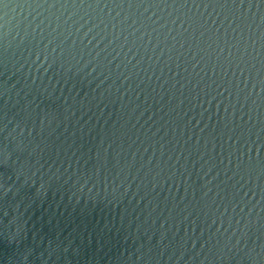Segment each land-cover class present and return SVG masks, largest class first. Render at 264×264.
Instances as JSON below:
<instances>
[{"label":"water","instance_id":"95a60500","mask_svg":"<svg viewBox=\"0 0 264 264\" xmlns=\"http://www.w3.org/2000/svg\"><path fill=\"white\" fill-rule=\"evenodd\" d=\"M0 264H264V0H0Z\"/></svg>","mask_w":264,"mask_h":264}]
</instances>
